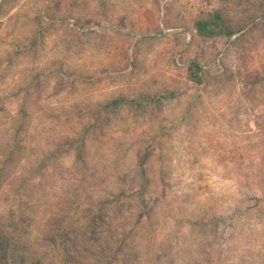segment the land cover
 I'll return each mask as SVG.
<instances>
[{"label":"rangeland","instance_id":"rangeland-1","mask_svg":"<svg viewBox=\"0 0 264 264\" xmlns=\"http://www.w3.org/2000/svg\"><path fill=\"white\" fill-rule=\"evenodd\" d=\"M0 250L264 264V0H0Z\"/></svg>","mask_w":264,"mask_h":264},{"label":"trees","instance_id":"trees-1","mask_svg":"<svg viewBox=\"0 0 264 264\" xmlns=\"http://www.w3.org/2000/svg\"><path fill=\"white\" fill-rule=\"evenodd\" d=\"M195 29L199 37L205 39H213L218 37L231 38L237 34V30L230 26L225 20L221 12H214V14L202 15L195 22ZM187 78L189 81L201 85L203 84V75L201 74V68L198 62H191L187 66ZM121 101H114L111 105L107 106V109L119 108ZM37 262L35 264H39ZM0 264H8L5 259V254L0 250Z\"/></svg>","mask_w":264,"mask_h":264},{"label":"built area","instance_id":"built-area-1","mask_svg":"<svg viewBox=\"0 0 264 264\" xmlns=\"http://www.w3.org/2000/svg\"><path fill=\"white\" fill-rule=\"evenodd\" d=\"M237 38H238V34H235L234 36H232V37L230 38L229 43L235 41ZM204 69H208V67H204ZM222 71H223V66H222V64H221V60L219 59V60L217 61V68H216L215 72H216V73H217V72L220 73V72H222ZM212 72H213V71H212ZM215 72H213V73H215Z\"/></svg>","mask_w":264,"mask_h":264},{"label":"crops","instance_id":"crops-1","mask_svg":"<svg viewBox=\"0 0 264 264\" xmlns=\"http://www.w3.org/2000/svg\"><path fill=\"white\" fill-rule=\"evenodd\" d=\"M223 71H224V69H223Z\"/></svg>","mask_w":264,"mask_h":264}]
</instances>
